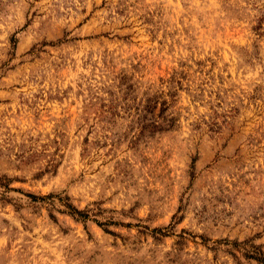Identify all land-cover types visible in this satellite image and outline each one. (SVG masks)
I'll return each instance as SVG.
<instances>
[{
    "label": "rangeland",
    "instance_id": "374dc122",
    "mask_svg": "<svg viewBox=\"0 0 264 264\" xmlns=\"http://www.w3.org/2000/svg\"><path fill=\"white\" fill-rule=\"evenodd\" d=\"M0 264H264V0H0Z\"/></svg>",
    "mask_w": 264,
    "mask_h": 264
},
{
    "label": "trees",
    "instance_id": "16d2710c",
    "mask_svg": "<svg viewBox=\"0 0 264 264\" xmlns=\"http://www.w3.org/2000/svg\"><path fill=\"white\" fill-rule=\"evenodd\" d=\"M66 206L70 208L69 213L71 215H78V216H82V217H84L86 215L85 213H82L80 210H78L75 207L71 206V204H67Z\"/></svg>",
    "mask_w": 264,
    "mask_h": 264
}]
</instances>
